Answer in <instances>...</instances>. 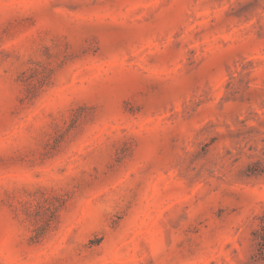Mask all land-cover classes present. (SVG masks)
Here are the masks:
<instances>
[{
  "label": "rangeland",
  "instance_id": "obj_1",
  "mask_svg": "<svg viewBox=\"0 0 264 264\" xmlns=\"http://www.w3.org/2000/svg\"><path fill=\"white\" fill-rule=\"evenodd\" d=\"M264 0H0V264H264Z\"/></svg>",
  "mask_w": 264,
  "mask_h": 264
},
{
  "label": "trees",
  "instance_id": "obj_2",
  "mask_svg": "<svg viewBox=\"0 0 264 264\" xmlns=\"http://www.w3.org/2000/svg\"><path fill=\"white\" fill-rule=\"evenodd\" d=\"M261 163H254L250 169L249 174H263L264 170H259ZM258 223L252 231V241L256 246V252L253 258L257 261H264V210L257 216Z\"/></svg>",
  "mask_w": 264,
  "mask_h": 264
}]
</instances>
